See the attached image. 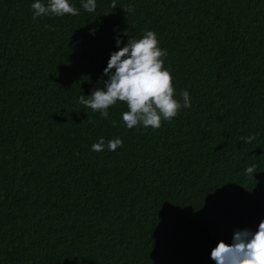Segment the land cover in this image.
Returning a JSON list of instances; mask_svg holds the SVG:
<instances>
[{
    "label": "trees",
    "instance_id": "obj_1",
    "mask_svg": "<svg viewBox=\"0 0 264 264\" xmlns=\"http://www.w3.org/2000/svg\"><path fill=\"white\" fill-rule=\"evenodd\" d=\"M34 2L0 0V264H216L264 220V0H69L78 15L35 18ZM146 30L191 107L129 129L126 104L105 119L79 97L116 38ZM101 137L123 146L93 151Z\"/></svg>",
    "mask_w": 264,
    "mask_h": 264
},
{
    "label": "clouds",
    "instance_id": "obj_2",
    "mask_svg": "<svg viewBox=\"0 0 264 264\" xmlns=\"http://www.w3.org/2000/svg\"><path fill=\"white\" fill-rule=\"evenodd\" d=\"M34 18L41 15L64 16L65 14L78 15V9L73 7L69 0H35L31 5ZM82 7L85 11L93 13L96 10V0H84ZM116 5L113 4V8ZM129 6L124 11L132 12ZM94 29L92 30L94 34ZM127 35V33H125ZM120 37L116 38L118 50L110 55L107 67L103 74L108 77L101 87L93 90L92 94L79 97V103L100 116L107 119L109 108L117 102L126 104L127 111L122 113V120L127 128L137 126L158 129L163 121H171L181 107L190 108L189 92H181V101L175 98V89L172 75L164 67L162 57L167 56V51L161 49L157 35L152 30H146L139 39H129L123 47ZM115 124V121H113ZM244 142L251 143L255 137L242 138ZM123 146L119 138L109 140L105 144L103 137L92 145V150L101 152L107 148L115 151ZM256 165L246 169V175L254 179ZM211 258L216 264H264V220L260 221L257 230H237L233 234L232 243L218 242L211 252Z\"/></svg>",
    "mask_w": 264,
    "mask_h": 264
}]
</instances>
